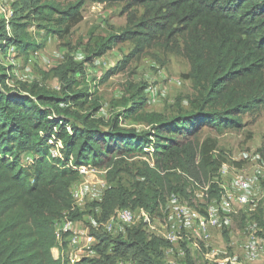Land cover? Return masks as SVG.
<instances>
[{"label":"trees","instance_id":"16d2710c","mask_svg":"<svg viewBox=\"0 0 264 264\" xmlns=\"http://www.w3.org/2000/svg\"><path fill=\"white\" fill-rule=\"evenodd\" d=\"M118 2L127 14L119 31L89 43L82 61L67 56L45 73L58 79L59 88L37 80L9 85L11 46L27 58L48 37L68 38L88 3ZM11 9L9 19L0 17V264H69L58 222L82 220L72 186L79 169L92 164L107 170L109 183L92 205L100 209V226L89 232L98 254L75 264H166L169 242L147 232L149 216L171 194L189 198L205 184L208 200L219 201L216 177L226 161L216 153L219 135L242 129L243 115L264 106V0H14ZM125 42L130 53L102 82L161 46L190 62L184 74L195 91L189 109L179 106L172 116L146 110L147 86L129 84L122 110L97 116L100 97L81 88L79 77L87 63ZM123 119L149 128L122 126ZM206 127L215 135L204 137ZM27 153L34 155L30 164L23 162ZM124 208L143 209L147 217L113 238L105 223ZM258 220L264 227V204Z\"/></svg>","mask_w":264,"mask_h":264},{"label":"rangeland","instance_id":"374dc122","mask_svg":"<svg viewBox=\"0 0 264 264\" xmlns=\"http://www.w3.org/2000/svg\"><path fill=\"white\" fill-rule=\"evenodd\" d=\"M12 2L14 0H0V17H4L6 20L10 18ZM122 9V2L88 3L83 9V20L74 27L68 38L48 37L44 48L31 52L27 58L11 46V56L7 54L6 57V63L13 68L12 77L8 80L9 85L16 87L19 81L37 80L53 88H59L58 79L46 76L45 73L63 62L67 56H73L77 61H82L89 43L94 44L95 41L107 36L110 32L119 31L126 24L127 19V14L122 13ZM39 41L42 42V38ZM131 48L132 45L129 42L118 44L104 56L87 63L85 74L79 77L81 88L100 97L102 107L97 116L109 118L117 111H121L120 101L131 94L128 91L129 84L147 86L146 110L172 116L178 112L179 106L189 109L188 99L193 96L195 91L191 80L185 78L184 74L190 71V62L185 55L168 52L161 46L147 49L139 57L133 58L125 70L102 82L109 70L120 65L126 59ZM243 120L245 125L242 129H228L219 135L216 153H222L226 161L216 178L231 188V182L236 175L255 174L257 183L249 192L251 202L249 204L233 202L231 213L219 210V222L210 228L207 237L199 227V218L204 217L210 209L217 208L220 205V200H208L207 184L195 187L193 195L189 198L176 194L180 198L179 203L186 207L185 215L190 221H187V225L183 228V234L179 241L173 243L169 239V234L175 222L179 204L173 199L175 194L168 196L166 203L158 211L152 213L153 216H149V223L145 225L149 234L162 237L169 242L164 246L166 264H220V262H224V264H264V227L258 220L260 208L264 204V188L262 186V180H264V106L243 115ZM121 124L125 127H137L138 129L149 128L134 119H123ZM215 133L214 130L206 127L203 135L204 137L214 136ZM52 149L55 151L54 146ZM58 155L60 156V154ZM33 158V154L27 153L23 157V162L30 164ZM83 168L86 171L80 173V179L72 186L73 192L78 189L83 193L84 200H76L77 206L80 208L79 211L83 212L82 220L64 222L65 218H62L58 222L57 228L60 237L64 240L65 257L69 264H75L76 260L87 256L82 255V258H79L77 255L78 244L81 249H89L90 242V251L95 245V238L90 237L89 232L93 231V227L100 226L96 221L100 209L92 205L94 201L102 199L103 193L109 185L106 179L107 170L104 167L92 164V168ZM134 211L136 218L132 224L122 223L116 215L114 216V230L107 232V229L101 228L100 231L111 234L113 238L124 236L126 227L138 225L144 217H147V213L142 209ZM65 223H71L68 229L73 231L72 237L78 234V244L71 242V231L64 228ZM255 223L258 224L257 228L251 230L250 226ZM219 227H221L219 231L214 234L213 229ZM225 227H229V241H226ZM82 229H87V237H85V233H79ZM69 236L70 242L66 241ZM253 236L259 242V253L256 257L249 253V241ZM233 242H237V245L232 246ZM239 246L241 250L237 252L235 248L239 250ZM58 247L56 246L53 251L57 258L62 253ZM242 247L248 253L249 258L242 253ZM118 264L134 263L122 259Z\"/></svg>","mask_w":264,"mask_h":264},{"label":"bare ground","instance_id":"6f19581e","mask_svg":"<svg viewBox=\"0 0 264 264\" xmlns=\"http://www.w3.org/2000/svg\"><path fill=\"white\" fill-rule=\"evenodd\" d=\"M10 52H12V50L9 51V54H11ZM85 171H86L85 168L79 169L80 173H84ZM92 172H95V171H92ZM219 183L222 185V189H221L222 195H221L220 202H219L220 205L215 209H210L207 212V214L204 215V217L199 218V222H198L199 227L202 229L203 233L206 236L208 235V231L210 230V228L219 222L218 220L219 210L224 211L225 213H231L233 211V205H232L233 202L237 201L241 204H249L251 202L249 192L256 186L257 176H255V174L248 175L247 173L236 175L235 178L231 182V188L225 186L224 183L221 181ZM72 193H73V198L75 201L84 200L82 191H79L77 189V191L75 192L72 191ZM173 199L174 201H178V204H179V206H177L178 208H177V214L175 216V222L172 225L170 234H169V239L174 243V242L179 241L181 234H183L182 233L183 228L185 227V225H187V221L181 222V218L184 217V214L186 213L185 211L186 207L184 206V204L179 203L180 198L178 195L176 194L173 195ZM142 211L144 210L142 209ZM117 216L119 218V221H121L124 224H132L136 218L135 211L129 208L121 209L118 212ZM69 225H71V223L67 224V229L69 228ZM257 226L258 224L255 223L252 226H250V229L251 230L256 229ZM64 228L66 229V224H64ZM114 228H115V217L111 218V220H109L106 224V229L108 232H112ZM73 237L71 235V241ZM249 253L253 257H256L259 253V242L254 236L249 241ZM220 264H224V262H220Z\"/></svg>","mask_w":264,"mask_h":264},{"label":"built area","instance_id":"2783aa9c","mask_svg":"<svg viewBox=\"0 0 264 264\" xmlns=\"http://www.w3.org/2000/svg\"><path fill=\"white\" fill-rule=\"evenodd\" d=\"M89 167V165L87 166ZM83 167H81L82 169ZM214 213V211H213ZM184 221H190V219L188 217L185 216L184 214V217L181 218V222H184ZM66 224V223H65ZM66 230H67V224H66ZM86 230V231H84ZM82 229L79 231V233H85V237H87V229ZM73 244H78V234H75V237L72 238V241H71ZM97 251H90V242H89V249H81V247H79V244H78V253L77 255L79 256V258H82V255H97Z\"/></svg>","mask_w":264,"mask_h":264},{"label":"crops","instance_id":"0c3cea01","mask_svg":"<svg viewBox=\"0 0 264 264\" xmlns=\"http://www.w3.org/2000/svg\"><path fill=\"white\" fill-rule=\"evenodd\" d=\"M228 222H229V221H228ZM227 224H228V223H227ZM220 228H221V227L213 229L214 234L217 233V232L219 231ZM225 228L229 230V227H225ZM234 245H237V242H233L232 246H234ZM243 245H244V244H243ZM235 250H236L237 252H239V251L241 250L240 246H239V250H238L237 248H235ZM242 250H243L242 253H244L245 256L248 257V253L245 252L244 247H242ZM53 251H54V249H53ZM54 253H55V252H54ZM237 255H238V254H237ZM248 258H249V257H248ZM251 260H253V259H251Z\"/></svg>","mask_w":264,"mask_h":264}]
</instances>
